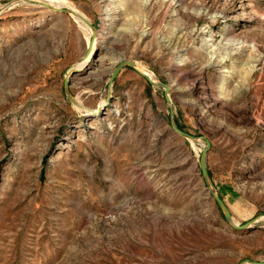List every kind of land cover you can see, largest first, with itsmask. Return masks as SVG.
I'll list each match as a JSON object with an SVG mask.
<instances>
[{"label":"rangeland","instance_id":"obj_1","mask_svg":"<svg viewBox=\"0 0 264 264\" xmlns=\"http://www.w3.org/2000/svg\"><path fill=\"white\" fill-rule=\"evenodd\" d=\"M10 0H0V6ZM19 1L0 13V264L264 261V0ZM109 14H106V9ZM96 55V57L94 56ZM108 98V101H107ZM101 106V107H100Z\"/></svg>","mask_w":264,"mask_h":264},{"label":"water","instance_id":"obj_2","mask_svg":"<svg viewBox=\"0 0 264 264\" xmlns=\"http://www.w3.org/2000/svg\"><path fill=\"white\" fill-rule=\"evenodd\" d=\"M19 1H25V2H31V3H37L40 5L45 6L46 8L53 10V11H58V12H64L67 14H70L71 16H73L74 18H79L81 19L83 22H85L92 30V35H91V41H94L96 39V32H97V27L89 20L87 19L85 16H83L82 14H80L79 12L74 11L73 9L67 8V7H55L52 4H50L49 2H47L46 0H10L9 2L5 3L4 5L0 6V13L6 9L7 7L11 6L12 4H15ZM85 56V55H84ZM96 57V55H94ZM85 57H83L82 59H84ZM77 64L72 65L71 67H69L66 72H65V76H64V89H65V93L67 95V97L70 99V101L75 104V105H81L82 103H80L77 98L75 96L72 95L71 91H70V77L80 71L83 70L84 67L88 66V62L84 65V67L80 68L77 67ZM132 67L133 69H135L136 71H138L141 75L145 76L148 80V82L155 86V87H159V88H163L164 92H165V97H166V101L169 104V106L171 107V125L172 128L174 129V131L178 134H180L181 136L187 138V139H191V140H200L203 139L206 143L205 148L203 149L201 156H200V166H201V173L203 176V180L206 184V187L208 189V191L210 192V194L212 195L213 199L215 200V202L217 203V205L219 206L220 210L223 213V216L225 218V220L227 221V223L234 229L237 230H248V229H252V228H257L260 226L264 225V220H259V219H252L250 221H247L245 223L239 224L237 222H235L233 215L231 214L227 204L225 203V201L222 199V197L220 196V194L218 193L216 186L214 185V182L211 178V175L208 171L207 168V164H206V154L208 151V148L210 146V141L204 137V136H196L193 135L185 130H183L182 128H180L175 119H174V111L172 109V98L170 95V90L171 87L168 83H165L163 81H161L160 79L157 78H153L148 76L147 74H145L139 67L141 66L138 62L131 60V59H123L121 60L113 69L110 79H109V94H111V86L113 84V81L115 79V77L117 76V74L124 68V67ZM108 101V98H107ZM87 108V106H86ZM90 112H94L93 109L90 110ZM239 264H264V261H257V260H252V259H245L243 261H241Z\"/></svg>","mask_w":264,"mask_h":264},{"label":"bare ground","instance_id":"obj_3","mask_svg":"<svg viewBox=\"0 0 264 264\" xmlns=\"http://www.w3.org/2000/svg\"><path fill=\"white\" fill-rule=\"evenodd\" d=\"M47 2H49L50 4H52L53 6H55V7H64V4H63V2L61 1V0H46ZM74 11H76V12H79L77 9H75V8H72ZM109 9L110 8H107L106 9V14L108 15L109 14ZM76 19H79V18H76ZM80 20V23L84 26V28L85 29H87L90 33H91V35H92V30H91V28L85 23V22H83L81 19H79ZM96 40H94V41H91L90 42V44H89V47H88V49H87V52L85 53V58L84 59H82L81 61H79L78 62V64H77V67H80V68H82V67H84V65L88 62V60H90V58L92 57V55H93V52H94V49H95V46H96ZM145 74H147L148 76H150V77H152V74L149 72V71H147L146 69H144L142 66H140L139 67ZM80 103H82L79 99H77ZM76 106H78V107H81V108H84V109H86L87 111H90L91 109L90 108H86V106L82 103V106L80 105H76ZM101 107V106H100ZM94 110V112H97V110H95V109H93Z\"/></svg>","mask_w":264,"mask_h":264}]
</instances>
